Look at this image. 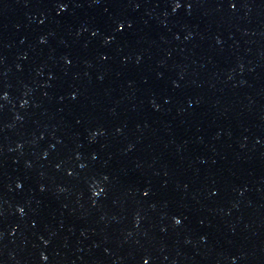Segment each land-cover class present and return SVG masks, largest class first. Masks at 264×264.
<instances>
[{
	"label": "water",
	"instance_id": "obj_1",
	"mask_svg": "<svg viewBox=\"0 0 264 264\" xmlns=\"http://www.w3.org/2000/svg\"><path fill=\"white\" fill-rule=\"evenodd\" d=\"M0 264H264V0H0Z\"/></svg>",
	"mask_w": 264,
	"mask_h": 264
}]
</instances>
